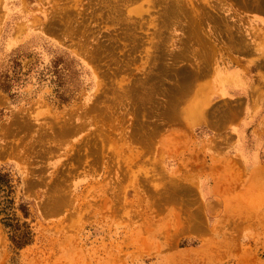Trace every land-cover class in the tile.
Returning a JSON list of instances; mask_svg holds the SVG:
<instances>
[{"label":"rangeland","instance_id":"rangeland-1","mask_svg":"<svg viewBox=\"0 0 264 264\" xmlns=\"http://www.w3.org/2000/svg\"><path fill=\"white\" fill-rule=\"evenodd\" d=\"M219 69L264 103V0H0V264H264L195 180Z\"/></svg>","mask_w":264,"mask_h":264},{"label":"crops","instance_id":"crops-1","mask_svg":"<svg viewBox=\"0 0 264 264\" xmlns=\"http://www.w3.org/2000/svg\"><path fill=\"white\" fill-rule=\"evenodd\" d=\"M254 82L248 70L219 69L212 89L222 112L198 113L205 127L199 146L207 150L196 160L195 180L207 191L211 215L227 202H264V114L258 113L264 103L253 98Z\"/></svg>","mask_w":264,"mask_h":264},{"label":"bare ground","instance_id":"bare-ground-1","mask_svg":"<svg viewBox=\"0 0 264 264\" xmlns=\"http://www.w3.org/2000/svg\"><path fill=\"white\" fill-rule=\"evenodd\" d=\"M245 1V0H244ZM239 3V2H238ZM182 11V10H181ZM184 11V10H183ZM190 11V10H189ZM169 14H171V12L169 13ZM168 14V15H169ZM175 14V13H174ZM183 15V14H182ZM188 15H191V14H188ZM187 15V16H188ZM169 16H171V15H169ZM174 16V15H173ZM176 16H177V14H176ZM202 21H203V19H202ZM204 22V21H203ZM194 26V25H193ZM199 28V27H198ZM200 30V29H199ZM192 33V32H191ZM190 39V38H189ZM205 101V100H204ZM198 112H200V109L198 110ZM198 112H197V114H198ZM202 113V112H201ZM200 113V114H201ZM190 115H191V117H194L195 115H196V111H194V109H192L191 111H190ZM199 115V114H198Z\"/></svg>","mask_w":264,"mask_h":264},{"label":"trees","instance_id":"trees-1","mask_svg":"<svg viewBox=\"0 0 264 264\" xmlns=\"http://www.w3.org/2000/svg\"><path fill=\"white\" fill-rule=\"evenodd\" d=\"M0 212H2V210H1V209H0ZM6 226H8V227H9V226H11V224H10V223H7V224H6Z\"/></svg>","mask_w":264,"mask_h":264}]
</instances>
